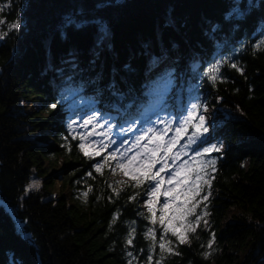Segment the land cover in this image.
<instances>
[{
    "label": "trees",
    "instance_id": "16d2710c",
    "mask_svg": "<svg viewBox=\"0 0 264 264\" xmlns=\"http://www.w3.org/2000/svg\"><path fill=\"white\" fill-rule=\"evenodd\" d=\"M240 2L246 15L226 21L233 0H0L7 24L0 39V264H149V254L151 264H264V47H257L264 0H252V8ZM73 13L93 23L65 27ZM97 19L109 29L102 45ZM17 20L20 27L10 29ZM217 61L213 82L205 73ZM181 69L179 89L163 104L180 111L207 93L225 148L211 159L208 230L189 233L182 245L169 233L179 255L161 253L158 243L150 253L145 233L156 228L158 242L161 229L140 207L148 181L119 185L107 165L87 170L69 131L67 95L76 91L119 122L139 119L159 95L160 80ZM35 102L47 116L28 107ZM60 154L68 161L67 195L53 194L45 166ZM35 174L44 184L27 190ZM213 234L225 252L208 248Z\"/></svg>",
    "mask_w": 264,
    "mask_h": 264
},
{
    "label": "snow or ice",
    "instance_id": "6c2138e0",
    "mask_svg": "<svg viewBox=\"0 0 264 264\" xmlns=\"http://www.w3.org/2000/svg\"><path fill=\"white\" fill-rule=\"evenodd\" d=\"M254 5L252 0H249L247 7L252 8ZM97 9H102L105 7L103 3H97L95 5ZM246 15L244 11H242V5L240 0H233L232 6L230 10L226 13L224 19L226 21H230L233 19H239ZM0 23H4V21H0ZM65 27H72L75 29H82L89 23H93L88 19L81 18L77 13H73L64 19ZM95 26L98 28V37L97 43L102 45L103 41L109 35V29L107 25L104 23L102 19H97L94 21ZM20 27V21L17 20L9 25V28L12 30L18 29ZM213 32L216 31V28L212 29ZM7 33L0 32V39H4ZM257 47H264V41H261ZM233 68H237L235 63L230 65ZM220 62L212 64L207 73H205L210 80L215 82L217 79L216 73L219 71ZM238 71H242L237 68ZM54 109L56 107L55 104L51 105ZM206 111V106L204 108ZM95 116H89L88 120L85 123H90L95 120ZM192 128L191 135L187 136V143L180 145V149L173 153V148L179 143V139L182 138V133L187 134L188 127ZM71 128V124L69 125ZM153 129L149 128L145 135L148 133H152ZM176 136L171 139H165L163 134L157 135L154 138H149L148 143L145 144L144 151L141 153L137 152V156L140 158L137 159V156L125 157L123 155L117 160L116 167L124 170V174L128 176L129 174L135 178L136 185H139L143 180H147L150 182V187L146 192L148 199L146 200V207L149 213V216L146 217L147 220L152 225H156V211L154 209L153 202H159L160 197H164V202L162 204L159 216V225L161 229L160 239L157 242L156 239V228L149 227L147 232L145 233V238L150 239L152 241V245L149 248V252H153L158 243L159 250L161 253L165 251L170 252L174 255H179V253L173 252L171 247H169L172 243L171 240L166 239L167 235L170 233L172 237L176 238L179 244L188 243L187 235L189 233H195L197 227L200 224L203 216L208 215L206 211L197 214L196 209L201 204L202 201H206L210 192L206 195L201 196L202 185H211V178L205 179V176L208 175L206 172V168L211 166L212 170L215 171L214 165L216 161L207 160L200 161L199 166L195 164L190 165L188 160H183L179 166L172 168V166L176 165L177 160L180 159L182 155H187V150L191 149L193 152L192 159L195 161L197 158L203 157L206 154H210L212 152H219L220 147L213 144L210 146H205L202 149L199 145L205 144L207 140V134L209 133V127L207 125V118L200 112V105L193 103L191 104L190 110L187 112V116L183 118V123L181 127L175 129ZM143 139V136H137L136 140L139 143ZM83 140V137H81ZM151 145V146H149ZM196 147H193V146ZM81 150H84L85 145L82 142L79 145ZM106 147V145H105ZM85 155H89L88 152H85ZM94 155H101L100 152H96ZM113 159H117V152L110 153ZM169 160L171 164H169ZM105 161H107V157H105ZM160 165V167L153 172V168L156 165ZM103 165L101 163H97L95 165V170L97 172L101 171ZM172 169L171 171L166 173L165 176H161V173H165L166 169ZM115 172V169H113ZM214 178V177H213ZM151 182H154L151 183ZM162 185H166V187L162 190ZM33 189H37L39 187L38 182H34L31 186ZM111 187V185H109ZM86 196L87 193H84ZM118 195V193H117ZM199 198V199H198ZM130 200L135 199V196H130ZM207 206L205 205V208ZM194 217V219H190ZM115 219V217H114ZM204 224L207 225V220H204ZM182 229V231H178L177 229ZM135 229H132L134 232ZM213 238L208 241V248L211 249ZM129 245L132 244V233H129V238L127 240ZM131 255V253H129ZM205 258H207L210 253L206 252ZM147 260L149 264L153 260V256L151 254L148 255ZM157 264L159 262L157 261Z\"/></svg>",
    "mask_w": 264,
    "mask_h": 264
},
{
    "label": "rangeland",
    "instance_id": "374dc122",
    "mask_svg": "<svg viewBox=\"0 0 264 264\" xmlns=\"http://www.w3.org/2000/svg\"><path fill=\"white\" fill-rule=\"evenodd\" d=\"M0 21H3V19L0 18ZM5 25L7 26L5 22L0 23V32L3 31L2 29ZM183 73L184 70L182 69L176 70V72H174V77L172 80H168L167 78H163L160 80L159 95L152 100L146 113H144L139 119H124L123 122H119L117 119L115 120L110 117L112 116L111 113L101 112L97 108L98 106H95V102L93 100H84L75 97L74 95L76 94V91H71L67 95V98H70L68 104L73 111L71 118L68 120V125L71 124V128H69V131L72 135V138L76 140V142L74 143V148H76L84 158L89 160L87 170H89L90 168H95V165L97 163H101L103 165L101 171L105 168L106 165L108 166L109 179L116 181V183H119V185H125L126 183L136 184L135 178H133L131 174L126 176L123 169L116 167L117 160L121 155L125 157H132L137 156V152L141 153L142 155L144 151L143 146L148 143L150 137L154 138L155 136L160 134H163L165 139H171L175 137V129L181 127L183 118L187 116V112L190 110L191 104L193 103L200 105V112L207 118V125L209 127L207 140L205 144L199 145V147L202 149L205 146L215 144L220 147V151L210 153L211 156H209V154H206L205 156L197 158V160L194 161L192 159L193 152L191 149H189L187 150L188 154L182 155L180 159L177 160L176 165L172 166V168L179 166V164L183 160H188L190 165L195 164L196 166H199L200 161L211 160L214 155L221 153V151L225 148V143L222 137L215 135V129L218 125V122L214 114V98L209 97L207 93H203L199 97L198 101H194L188 105H182L180 111L177 108L170 109L163 104L164 101L168 98V95H170L173 91L179 89L180 80L183 77ZM63 90L64 87L60 86L58 91ZM205 106L207 109L206 111L204 110ZM28 107L33 110L40 111L41 115L43 116L48 115V112L42 109V106L39 102H35L33 103V105H28ZM63 110H65V108L61 107L59 109V112L63 113ZM89 116H95L96 119L86 124L85 121L88 120ZM149 128L153 129V132L145 135ZM191 132L192 128L189 126L187 134L182 133V138L179 139V143L175 148H173V153L180 149V145L187 143V136L191 135ZM137 136H143V139L139 143H137L136 140ZM81 137H83V140H81ZM51 141L54 140L51 139ZM54 142H56V144L60 147H62L64 144L58 141ZM82 142L85 145L84 150H81L79 147ZM193 147H195V145ZM85 152H88L89 155H85ZM96 152H100L101 155H94ZM112 152H117V159H113L111 157L110 153ZM105 157H107V161H105ZM58 158L59 160L56 161L54 165H52L48 160H45V166L47 167L48 171H50L51 176L55 179L54 185L52 187L53 194L55 195L59 192H62L63 194L67 195L72 191V188L67 186L63 188L62 183L65 177L63 165L68 161L65 155L60 154ZM139 158L140 157L137 156V159ZM169 164H171L170 160ZM159 167V164L156 165L155 168H153V172H155ZM113 169H115V172H113ZM171 170V168L166 169V172L161 173L160 175L165 176L166 179V173ZM206 172L208 173V175L205 176V179L211 178V185L210 187L208 185H202L201 196H203V192L207 191L206 194L210 192V195L208 196V198H210L215 196V188L212 184V168L210 166L207 167ZM34 182H38L39 186H41L42 184H44V178L41 175H33L30 183L27 185V190L33 189L30 186ZM151 183L154 184V182ZM149 187L150 182L148 181L147 188L149 189ZM164 187H166V185H162V190ZM147 199L148 197L146 194L141 198L140 207L144 211H148L146 207ZM163 202V196L160 197L158 203L155 201L153 202L155 211L158 210V213L156 215L158 224L160 210ZM205 205L206 202L202 201L196 209L197 214L206 211ZM228 218L229 215H227L224 219L227 220ZM190 219H194V217H191ZM204 220H208V215L203 216L199 226L196 229V232L200 233L201 231L208 230V226L204 224ZM178 230L182 229L178 228ZM187 240L189 241V237H187ZM212 249L213 251L218 250L219 253L225 252L224 244H221L220 246L219 243L218 246V241H213Z\"/></svg>",
    "mask_w": 264,
    "mask_h": 264
}]
</instances>
